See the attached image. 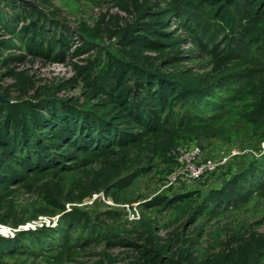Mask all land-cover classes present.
Masks as SVG:
<instances>
[{"label":"trees","instance_id":"obj_1","mask_svg":"<svg viewBox=\"0 0 264 264\" xmlns=\"http://www.w3.org/2000/svg\"><path fill=\"white\" fill-rule=\"evenodd\" d=\"M98 2L0 0V264H264V218L218 226L264 202V0H111L125 18L68 25ZM193 142L250 158L204 193L143 191Z\"/></svg>","mask_w":264,"mask_h":264},{"label":"rangeland","instance_id":"obj_2","mask_svg":"<svg viewBox=\"0 0 264 264\" xmlns=\"http://www.w3.org/2000/svg\"><path fill=\"white\" fill-rule=\"evenodd\" d=\"M102 14H118L123 18L126 17L124 13L120 12L113 5L111 0H99L98 5L82 3V7L80 8V14H66L65 18L69 26L75 27L78 23L77 21L80 19H84L86 23L90 24L91 19L96 20ZM19 68L24 69V67ZM27 68L31 70L30 72L35 75L36 79H42L46 82H51L53 79H68L74 74L73 69L70 65L51 64L44 66L39 61L35 62L33 66L27 65ZM6 83H10V81H7ZM240 147L241 146L236 145L226 146L221 144L220 142H213L209 150L203 152L202 156H207L215 160L226 158L227 162L225 163V165H223L224 168H221L220 171L216 172V174L211 176L210 178H202L191 184L174 185L173 191L178 192L182 189L198 188L204 193L209 190V188L218 187L220 185L219 177L222 175L223 172L227 171L228 168H231L233 172H238L242 168L241 166H243L244 163H247V161L249 160L250 157L244 155L245 153H247V150L240 151ZM165 188L166 187H162V184H160L159 182H156V184L154 182H150L147 185H142L143 191H146V189L149 190L147 194H151L157 191L162 192ZM256 206L258 210L256 212L248 208L245 213L236 212L232 215L227 213L226 218L221 220V224H219L218 226L227 223L235 224L237 221H246L247 223H254L259 220H262L264 218V202L258 201ZM234 215L236 217L233 219ZM5 229L8 228L5 227ZM258 231L264 232V222L260 224V226L258 227ZM1 235L4 237H11L9 236L8 231H2Z\"/></svg>","mask_w":264,"mask_h":264},{"label":"built area","instance_id":"obj_3","mask_svg":"<svg viewBox=\"0 0 264 264\" xmlns=\"http://www.w3.org/2000/svg\"><path fill=\"white\" fill-rule=\"evenodd\" d=\"M264 148V143L262 144ZM175 159V168L166 176L165 187L174 186L178 184H191L203 177L216 172L221 166L227 162L226 158L218 160L212 158H204L200 147L196 143H190L181 148H178L173 152ZM101 200L108 205H112L110 200H105L102 194H93L90 199L84 202L83 205H91L93 201ZM125 211V219L129 222L137 221L140 218L139 210L136 205L129 207L128 205L122 206ZM40 221L49 224L45 218H40ZM36 222L26 224L21 229L27 230L28 228H34ZM7 228V227H6ZM2 231H8L9 236H13V232L10 228L5 229L0 225V235Z\"/></svg>","mask_w":264,"mask_h":264},{"label":"water","instance_id":"obj_4","mask_svg":"<svg viewBox=\"0 0 264 264\" xmlns=\"http://www.w3.org/2000/svg\"><path fill=\"white\" fill-rule=\"evenodd\" d=\"M0 102H3V100L0 98Z\"/></svg>","mask_w":264,"mask_h":264}]
</instances>
